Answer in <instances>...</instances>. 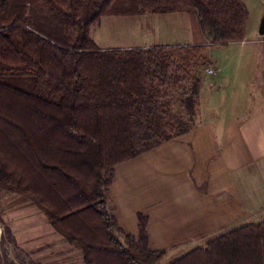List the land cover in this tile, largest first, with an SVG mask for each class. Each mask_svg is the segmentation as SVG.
Here are the masks:
<instances>
[{"label":"trees","instance_id":"trees-1","mask_svg":"<svg viewBox=\"0 0 264 264\" xmlns=\"http://www.w3.org/2000/svg\"><path fill=\"white\" fill-rule=\"evenodd\" d=\"M183 11L201 41L101 49L90 37L104 15ZM247 18L242 0H0V188L33 202L84 264H160L146 215L137 235L116 221L115 166L196 125L205 50L241 41ZM166 264H264V221Z\"/></svg>","mask_w":264,"mask_h":264},{"label":"crops","instance_id":"crops-1","mask_svg":"<svg viewBox=\"0 0 264 264\" xmlns=\"http://www.w3.org/2000/svg\"><path fill=\"white\" fill-rule=\"evenodd\" d=\"M262 20L264 1L256 16L248 9L244 38L217 50L208 67L214 73L200 86L194 127L115 166L107 195L126 234L137 235L142 213L150 246L166 254L203 244L236 222L264 221ZM0 216L13 236L9 246L29 262L84 264L80 249L33 202H3ZM6 257L20 264L10 252Z\"/></svg>","mask_w":264,"mask_h":264},{"label":"rangeland","instance_id":"rangeland-1","mask_svg":"<svg viewBox=\"0 0 264 264\" xmlns=\"http://www.w3.org/2000/svg\"><path fill=\"white\" fill-rule=\"evenodd\" d=\"M242 1L249 9L251 16H256L260 2L264 0ZM89 33L90 37L101 49L148 47L155 44L197 43L202 40V34L196 25L194 16L185 11L164 14L147 12L138 15H104L90 26ZM217 50H222L221 46L207 47L205 50L206 57L212 61L215 56L217 57ZM219 59L221 60L220 57ZM204 73L203 80L207 76V73ZM9 81L19 87H28V83L25 86L22 85L23 78H10ZM23 201L29 202L30 200L23 195L0 188V208L3 202L5 204L10 202L15 207ZM241 225H244V223L236 222L234 226L220 230L218 234ZM0 229V264H12L6 257L9 252L20 264H34L29 262L16 246H9L8 242L13 241V236L1 216ZM194 247L196 246L176 250L168 249L160 264H166Z\"/></svg>","mask_w":264,"mask_h":264},{"label":"built area","instance_id":"built-area-1","mask_svg":"<svg viewBox=\"0 0 264 264\" xmlns=\"http://www.w3.org/2000/svg\"><path fill=\"white\" fill-rule=\"evenodd\" d=\"M206 73H207V74H212V73H214L213 68H207V69H206ZM0 232H1V229H0Z\"/></svg>","mask_w":264,"mask_h":264},{"label":"water","instance_id":"water-1","mask_svg":"<svg viewBox=\"0 0 264 264\" xmlns=\"http://www.w3.org/2000/svg\"><path fill=\"white\" fill-rule=\"evenodd\" d=\"M262 22H264V20H262Z\"/></svg>","mask_w":264,"mask_h":264}]
</instances>
